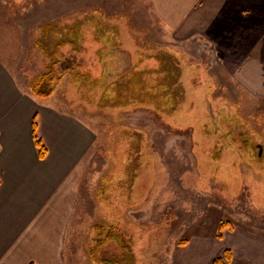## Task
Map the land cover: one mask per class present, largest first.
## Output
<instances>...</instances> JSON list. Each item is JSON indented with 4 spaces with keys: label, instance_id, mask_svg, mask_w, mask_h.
I'll return each instance as SVG.
<instances>
[{
    "label": "rangeland",
    "instance_id": "1",
    "mask_svg": "<svg viewBox=\"0 0 264 264\" xmlns=\"http://www.w3.org/2000/svg\"><path fill=\"white\" fill-rule=\"evenodd\" d=\"M225 2L217 16L210 14L204 23L196 24L191 17L173 26L170 20L156 17L143 0H0V57L6 63L12 58L18 65L23 63L25 79L45 70L46 58L35 44L44 29L49 25L64 29L78 18L86 21L82 51L74 60L95 78L121 75L133 67L139 51L156 48L173 52L187 65L183 81L189 91L174 125L193 129L196 141L190 129H174L151 110L117 113L95 108L87 93L85 98L76 97L72 89L76 83L69 76L48 101L73 111L97 138L67 232L65 264H96L89 253L92 230L113 222L126 224V233L135 236V260L130 264H210L222 252L225 236L241 239V234L248 240L235 261L229 249L233 254L230 264L264 263L255 258L264 251V67L259 65L253 44L262 29L258 17L263 16L264 0ZM94 17L116 25L125 46L103 50L99 56L97 50L103 43L94 34L98 31L96 20H91ZM68 53L70 47L61 49L62 55ZM151 65L148 61L147 67ZM193 84L202 85L196 94ZM188 99L190 103L194 100L193 106H187ZM226 122L249 131L252 150L240 158L231 148L225 158L211 155L215 134L223 131ZM124 128L146 134L145 152L152 164V175H139L131 199L118 193L122 191L114 185L109 188L126 173L122 165ZM227 138L223 142L234 147ZM103 185L107 191L101 194ZM107 192L121 198L120 203L108 201ZM136 201L141 205L123 216L124 208ZM223 222H230L234 230L224 232L219 240ZM109 255L106 252L101 258L106 261Z\"/></svg>",
    "mask_w": 264,
    "mask_h": 264
},
{
    "label": "crops",
    "instance_id": "2",
    "mask_svg": "<svg viewBox=\"0 0 264 264\" xmlns=\"http://www.w3.org/2000/svg\"><path fill=\"white\" fill-rule=\"evenodd\" d=\"M143 1L156 17L170 20L173 26L191 17L196 24L204 23L210 14L217 16L227 3L226 0ZM258 22L262 29L253 44L259 52V65L264 67V13ZM16 61L12 58L6 63L0 57V264H65L67 232L97 138L95 131L73 111L49 104L53 95L44 100L34 97L30 85L36 76L25 79L23 63L18 65ZM34 121L36 133L47 147L44 159H40L35 145ZM111 185L115 188L117 180L109 188ZM103 189L105 185L100 190ZM130 189L132 194V186ZM118 200L121 199H115V203ZM141 204L136 201L126 206L123 216ZM123 226L126 228V224ZM128 234L134 254L135 236ZM241 236V239L225 236V245L221 247L222 252L233 250V261L248 240V236ZM222 252H217L210 264ZM258 255L255 258L260 263L264 251Z\"/></svg>",
    "mask_w": 264,
    "mask_h": 264
},
{
    "label": "trees",
    "instance_id": "3",
    "mask_svg": "<svg viewBox=\"0 0 264 264\" xmlns=\"http://www.w3.org/2000/svg\"><path fill=\"white\" fill-rule=\"evenodd\" d=\"M78 19L73 24L66 23L64 29H61L63 26L59 28L53 25L47 26L41 39L35 43L37 48L42 51L47 63L43 74H38L31 82L30 90L33 96L42 100L48 99L55 93L63 78L69 76L76 83L75 86H72L76 97L79 99L85 98L84 95L87 93V100L95 105V108L103 111L112 110L117 113L136 109L151 110L166 119L174 129H190L195 140L193 129L174 125L177 123L175 119L180 115L189 91L183 81V73L187 65L173 52L156 48L145 52L139 51L135 56L133 67L121 75L109 76L102 74V77L95 78L90 71H88L89 73L83 71L84 65L74 60L75 55L82 51L83 23L86 21L85 18ZM91 20H96L98 31L94 34L96 39L103 43V47L97 50L99 56L105 50L111 51L120 46H125V40H119L116 25H109L99 17L91 18ZM64 47H70L71 53L62 55L61 49ZM148 61H152L153 65L147 67ZM189 68L192 69V67ZM202 85H192V90L195 91L194 94ZM193 101L190 103L188 99L187 106H193ZM33 130L38 155L40 159H44L47 155V147L36 133V121H34ZM207 132L212 137V132ZM248 134L249 131L246 132L239 125L230 126L229 122H226L223 125V131L215 134L216 144L211 150V155L215 159L225 158V151L228 148H231L232 154L238 155L239 158L242 156L241 153H249L253 145L252 141L248 140ZM122 135V143L126 148L122 153L124 160H122V165L126 173L120 179H116L117 186L114 189H120L122 192L118 193L129 197V194H131L129 193L131 191L130 187L132 186V190H136L135 186L138 182L136 180L139 175L143 172H146L145 175L148 172L152 175V164L145 152L146 134L144 132L124 128L122 129ZM225 137L231 138L234 147L230 146L228 142H223ZM106 189L107 187L101 190V194L106 193ZM107 195L108 201L113 200L112 202H115L114 200L118 199V196L113 192L110 194L107 192ZM120 201L118 200V202ZM233 230V225L230 222L221 223L218 239L222 240L224 232H232ZM92 235L93 244L89 253L93 263L130 264L135 260L132 258L134 255L131 251V237L117 222H113L110 226L95 225ZM112 249H114L113 252L116 250L117 252L112 253ZM106 252L110 255L109 259L104 261L101 257L105 258ZM124 260L126 261L123 262ZM232 260V251L227 249L223 255L216 257L212 264H230Z\"/></svg>",
    "mask_w": 264,
    "mask_h": 264
},
{
    "label": "water",
    "instance_id": "4",
    "mask_svg": "<svg viewBox=\"0 0 264 264\" xmlns=\"http://www.w3.org/2000/svg\"><path fill=\"white\" fill-rule=\"evenodd\" d=\"M260 155L262 154V149H260V153H259Z\"/></svg>",
    "mask_w": 264,
    "mask_h": 264
}]
</instances>
